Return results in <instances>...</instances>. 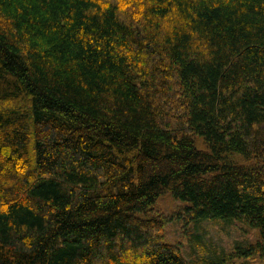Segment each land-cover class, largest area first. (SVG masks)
Masks as SVG:
<instances>
[{
  "label": "trees",
  "instance_id": "obj_1",
  "mask_svg": "<svg viewBox=\"0 0 264 264\" xmlns=\"http://www.w3.org/2000/svg\"><path fill=\"white\" fill-rule=\"evenodd\" d=\"M0 264H264V0H0Z\"/></svg>",
  "mask_w": 264,
  "mask_h": 264
},
{
  "label": "rangeland",
  "instance_id": "obj_2",
  "mask_svg": "<svg viewBox=\"0 0 264 264\" xmlns=\"http://www.w3.org/2000/svg\"><path fill=\"white\" fill-rule=\"evenodd\" d=\"M206 227L207 233L205 235V238L207 239L208 243H216L218 246L222 247L226 243L229 244L231 240L244 241L243 236L239 232H236L234 230L226 229V234H222L221 228L216 224L208 223ZM250 237L251 239L248 237L249 242H257V234H253Z\"/></svg>",
  "mask_w": 264,
  "mask_h": 264
}]
</instances>
